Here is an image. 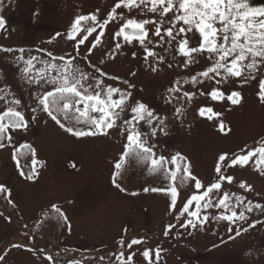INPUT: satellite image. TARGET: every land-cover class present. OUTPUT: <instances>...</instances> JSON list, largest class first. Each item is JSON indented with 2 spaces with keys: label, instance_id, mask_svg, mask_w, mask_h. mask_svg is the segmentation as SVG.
Returning a JSON list of instances; mask_svg holds the SVG:
<instances>
[{
  "label": "rangeland",
  "instance_id": "1",
  "mask_svg": "<svg viewBox=\"0 0 264 264\" xmlns=\"http://www.w3.org/2000/svg\"><path fill=\"white\" fill-rule=\"evenodd\" d=\"M115 2L0 0V16L6 22L4 29L0 30V49L23 48L25 58L37 57L34 63L38 69L44 67L43 62L47 61L64 63L59 59L54 60L48 55L49 52L57 58L74 57V66L90 73H94L95 69L89 67V61L101 68L108 74L100 77L105 85L130 92V105L144 104L154 116L163 119V124L153 120V126L145 121L140 122L139 130L144 133L143 139L153 152L157 156L170 157L180 153L187 157L192 173L207 186L216 179L214 165L218 154L239 152L245 146L251 148L264 138V104L256 95L257 81L243 86H239V81L215 85L214 81L200 77L203 82L193 84L191 77L210 66L206 53L194 54L197 62L185 64L186 58L177 51L175 42L172 45L156 42L158 38L152 34L154 25L150 24L147 27L152 30L149 39L153 43L147 46L156 55L148 56L145 60L146 53L138 42L128 44L122 38L114 37V32L122 23L119 18L107 26L101 42L90 55L88 41L78 46L77 53L74 50L77 48L76 42L69 41L66 36L71 23L78 15L93 13L102 21ZM249 4L251 7H264V0H249ZM117 11H122L128 18L156 19L154 14L140 9ZM91 23L88 22L89 25ZM99 31L97 28L89 40H93ZM189 36V46H198V34L197 37ZM117 43L121 45L120 48L115 47ZM18 55L20 53L16 51L0 50V88L6 87V92L0 93L5 96L4 100H0V111L18 99L21 101L18 110L23 112L27 121V128L12 131L11 141H5L6 146L0 148V185L6 189L7 203L13 205L18 213L13 220L14 229L8 216L0 210V256L4 257L0 264H54L47 259L49 255L45 251L30 249L29 238L18 231L22 228L21 219L27 224L32 223L43 210L54 205L63 214L60 215L61 219L67 218L64 219L67 223L66 234L59 246L75 249L84 258L118 251L115 264H264V211L254 208L252 212H247L242 206L235 210L245 211V221L237 220L232 224L216 220L213 217L223 213L222 208H202L201 216L207 215L209 219L196 228L181 226L189 219L195 222L185 213L177 219L167 235L141 239V244L119 250L126 227L133 231L151 232L164 223L173 209L170 207V192L142 190L133 195L117 189L112 183V175L115 172L114 163L120 158L126 143L124 129L128 125L123 123L126 114H121L118 127L110 129L108 136H71L38 107L37 95L51 90V86L41 88L27 83L21 72L23 62L16 59ZM158 57H163V61ZM153 68L156 70L153 71ZM51 75H56L55 71ZM259 79H264V72L257 74ZM124 81H128V84ZM212 87H218L225 93L240 91L242 102L232 105L227 100L214 101L206 94L201 95L202 92L208 93ZM184 92L195 95L189 99ZM200 107H211L222 115L209 121L206 116L198 114ZM33 108L37 110L33 112ZM178 108L180 112L176 111ZM131 115L129 111L127 117L131 118ZM219 120L225 124L224 133L218 130ZM153 127L155 135H152ZM22 145H29L35 150V156L31 153L28 158L29 161H37L35 170L38 175L33 180L21 176L17 168L15 150ZM169 167L175 170L174 166ZM223 173L232 176L233 182L229 184L223 181L221 191L214 192V197L218 199L227 192L244 197L245 203L251 200L253 204L264 205V175H260L253 165L225 168ZM242 181L251 185L253 190L247 192L240 189ZM189 185L192 187L191 182ZM232 204L235 205L234 196ZM189 210H195V202ZM255 221L261 223L249 228V224ZM244 228H248V231L244 232ZM236 230L241 231L239 236H236ZM144 250H151L150 259L142 256ZM121 252L124 257L118 259ZM128 256L132 257L130 262L126 259ZM73 262L83 264L76 260L66 264Z\"/></svg>",
  "mask_w": 264,
  "mask_h": 264
},
{
  "label": "snow or ice",
  "instance_id": "2",
  "mask_svg": "<svg viewBox=\"0 0 264 264\" xmlns=\"http://www.w3.org/2000/svg\"><path fill=\"white\" fill-rule=\"evenodd\" d=\"M118 9L129 11L140 9L154 14L156 19L128 18L124 16L122 11L118 12ZM118 18L122 20V23L114 32V37L122 38L128 44L134 41L138 42L143 46L146 53L145 60L148 59V56L156 55L147 46L153 43L149 39V33L152 30L147 27L151 24L154 25L152 34L158 38L156 42H163L168 45L175 42L177 51L186 58L185 64L197 62L194 54H207L210 66L197 76L191 77L193 84L202 83L200 77L214 81L215 85L239 81V86H243L250 81H257L258 91L256 95L259 101L264 104V79L257 80V74L264 72V7H251L249 0H116L107 17L102 21H99L94 13L87 16L78 15L66 32L67 39L76 42L77 48L74 50L77 53L79 52L78 46L85 45V42L88 41L90 45L88 53L90 55L92 50L101 42V37L104 35L107 26ZM89 21L92 22L91 25L88 24ZM5 23V19L0 16V30L4 29ZM97 28L100 31L90 41L89 37L97 32ZM189 34H192V37H197L198 34V46H189ZM57 35L60 34L57 33ZM178 37L180 39H177ZM115 47L120 48L121 45L117 43ZM0 50L20 53L16 59L23 62L21 72L27 83L39 85L41 88L51 86V90H46L37 95L38 107L71 136L76 138L108 136L110 129L118 127L117 121L121 119V114H126L123 121L124 124L128 125L124 129L126 143L123 145L120 158L114 163L115 172L112 178V183L117 189L125 190L117 182V177L121 175L123 165L130 158L145 162L150 161V171L163 173L165 179L170 178L174 182L178 172H182L181 182H191L192 194L183 203L177 219L186 213L193 217L195 222L193 219H189L186 224H181L182 227L196 228L198 225L207 222L209 217L207 215L201 216L202 208H222L224 212L214 216L213 219L225 220L232 224L237 220H247L244 210L239 212L235 210L238 206H242L247 212H252L254 208L264 211V205L253 204L251 200L245 203V198L239 195L225 192L218 199L213 196L214 192L219 193L221 191L223 181H227L229 184L233 182L232 176L224 175L223 170L225 168L246 167L251 164L260 175H264V138H261L251 148L245 146L239 152L218 154L214 165L216 179L206 186L192 173L191 163L187 157L180 153L170 157L157 156L153 152L152 147L143 139L144 133L139 130L140 122L145 121L149 126H153V120H158L159 124H163V119L154 116L144 104L130 105L128 103L131 97L130 92L105 85L104 80L100 77L108 74L101 68L89 61V67L95 69L94 73H90L74 66V57L66 59L61 56L57 58L49 52L48 55L54 60L59 59L64 63L56 64L47 61L43 62L44 67L38 69L34 63L37 62V57L25 58L23 48ZM85 59L87 60L88 56ZM158 59L163 61V57H158ZM152 70L155 71L156 69L153 68ZM53 71L56 75H51ZM112 79L118 78L112 77ZM124 83L128 84V81H124ZM170 91H178V89H170ZM5 92L6 87L0 88V93ZM205 94L214 101L227 100L232 105H239L243 99L240 91L230 90L225 93L218 87H212L208 93H201V95ZM194 95V93L184 92V96L189 99ZM4 99L5 96L0 95V100ZM20 103L21 101L16 99L13 103L7 104L3 111H0V148L6 146L5 141H11L12 131L18 128H27L24 114L18 110ZM36 110V108L32 109L33 112ZM129 111L132 114L131 118L127 117ZM176 111L180 112V109L178 108ZM198 114L201 117L206 116L209 121L222 115L220 112H214L211 107H200ZM63 121H68V123ZM81 124L88 125V127H76V125ZM217 127L222 133L226 131L223 120H219ZM152 135H155V127H153ZM32 155L35 156V150H32ZM36 164L37 161L33 159L31 171L27 174L21 171V176L33 180L38 175L35 170ZM169 165L174 166L175 170ZM239 188L247 192L253 190L251 185L243 181L240 182ZM201 189H203L202 192ZM143 190L145 192H170V207L176 208L180 193L172 184L168 188L152 187ZM5 191V187L0 185V193ZM233 196L235 197V205L232 204ZM194 202L195 210L190 211V206ZM53 208L56 212H60V209L56 208L55 205ZM61 215L63 214L61 213ZM64 219H67L66 216ZM257 223H261V221L249 224V228H254ZM172 227L174 226L169 225L164 234L167 235ZM228 231L231 232L232 229L229 228ZM243 231L247 232L248 228H244ZM235 234L239 236L241 231L236 230ZM232 238L230 237V239ZM141 243L142 240L140 239H132L127 243L123 239L120 241L121 245H126L128 248ZM13 247H20V245H13ZM142 256L145 259H150L151 250H144ZM156 256H159L158 251ZM121 257H124L123 252L120 253L118 259ZM3 259L4 257L0 256V260ZM47 259L52 260V257L49 256ZM126 259L130 262L132 257L128 256ZM73 264H77V262H73Z\"/></svg>",
  "mask_w": 264,
  "mask_h": 264
},
{
  "label": "trees",
  "instance_id": "3",
  "mask_svg": "<svg viewBox=\"0 0 264 264\" xmlns=\"http://www.w3.org/2000/svg\"><path fill=\"white\" fill-rule=\"evenodd\" d=\"M63 122L66 124L68 123V121ZM76 127L82 128L80 125H76ZM32 150L33 149L29 145H22L19 149L15 150L17 168L25 174L29 173L32 169V161L28 160V158L31 157ZM150 167V161L145 162L130 158L127 159L121 169V175L117 177V182L120 183L123 189H125L123 192L132 194L141 192L145 188H168V186L172 184L180 193L177 199V205L175 209H172L169 217L164 221V223L154 231H133L126 227L123 237V240L126 243L130 242L132 239L141 240L152 236H162L169 225H174V223L177 222V216L179 215L180 208L185 200L192 194V187L189 185V182H181L180 177L182 172H178L177 178L173 182L170 178L165 179L163 173L159 171H150ZM5 195V192L0 193V210L8 216L14 228L13 220H15V215H18V213L13 205L7 203L8 200ZM60 215V212H56L53 207H48L41 212L36 221L29 224L18 216L22 221V228H19L18 231H22V233L27 235L29 238L28 247L33 250L45 251L52 257L51 261L54 264H66L73 260L79 261L83 264L117 263L116 255L118 251L104 255L102 254L93 258H84L73 249H63L62 246L60 247V240L65 236L67 229V223L64 219H61ZM125 247L126 245H121L119 250L122 251ZM1 251L2 248L0 247V252ZM101 257H103V259H101Z\"/></svg>",
  "mask_w": 264,
  "mask_h": 264
}]
</instances>
